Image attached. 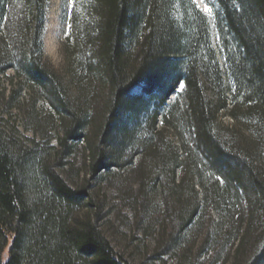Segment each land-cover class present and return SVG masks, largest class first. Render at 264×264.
Instances as JSON below:
<instances>
[{"label":"trees","instance_id":"16d2710c","mask_svg":"<svg viewBox=\"0 0 264 264\" xmlns=\"http://www.w3.org/2000/svg\"><path fill=\"white\" fill-rule=\"evenodd\" d=\"M47 1L0 0V75L55 107L83 166L70 183L0 125V264H131L103 231L124 211L155 262L198 264L204 236L219 264H264V0H87L69 81L43 61Z\"/></svg>","mask_w":264,"mask_h":264},{"label":"rangeland","instance_id":"374dc122","mask_svg":"<svg viewBox=\"0 0 264 264\" xmlns=\"http://www.w3.org/2000/svg\"><path fill=\"white\" fill-rule=\"evenodd\" d=\"M200 11L209 15L208 8L204 0H193ZM88 3L87 0H48L47 13L45 17V27L42 39L43 61L47 63L58 75L68 79V68L66 60V51L72 29L78 31L81 22L88 16L85 10ZM216 47V38H214ZM81 77V76H80ZM227 81V78H225ZM19 79L13 69H8L4 75H0V125L4 127L12 136H14L24 146H31L33 141L54 147L55 155L50 159L51 164L59 160L64 164H68L66 169L56 168L62 173L68 182L72 183V176L80 171L83 166V158L85 154V145L73 149L71 155L63 153L62 147L58 140L62 137L64 127L60 123L58 111L54 106H50L42 95L29 92L27 86L23 90L19 88ZM184 84L181 83L174 94L169 96L165 106H170L177 98V95L183 89ZM227 86V85H226ZM139 88L135 89L132 94H137ZM36 102V106L33 103ZM231 108V107H229ZM219 122L224 127H235V120L228 111H221ZM172 135V134H171ZM171 139L177 141L175 136ZM72 143H70L71 145ZM61 158V159H59ZM74 170L66 172L64 170ZM81 174V172H80ZM84 177L82 172L81 178ZM99 197L107 205V207L119 204L117 194L109 186L108 182L98 187ZM160 208V205H157ZM125 215V211L123 212ZM113 221L112 226L104 227L103 231L106 237L112 242L114 248L119 251L131 264H174L173 259L169 256H162L164 262L153 261L151 258L157 245L155 239L147 237L144 240L142 236L136 232L138 228L133 224L132 220L127 222L125 216ZM116 217V215H115ZM132 227V229H131ZM122 231V234L118 231ZM140 239V240H139ZM205 237L199 239L197 248L192 254V259L198 264H219L217 263L216 253H212L208 247H202L205 243Z\"/></svg>","mask_w":264,"mask_h":264},{"label":"snow or ice","instance_id":"6c2138e0","mask_svg":"<svg viewBox=\"0 0 264 264\" xmlns=\"http://www.w3.org/2000/svg\"><path fill=\"white\" fill-rule=\"evenodd\" d=\"M206 10H207V11H209V12L211 11V9H210V8H206Z\"/></svg>","mask_w":264,"mask_h":264}]
</instances>
